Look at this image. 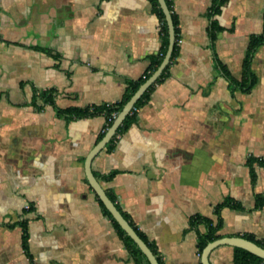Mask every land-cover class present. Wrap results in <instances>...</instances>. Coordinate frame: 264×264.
<instances>
[{
  "label": "crops",
  "instance_id": "crops-1",
  "mask_svg": "<svg viewBox=\"0 0 264 264\" xmlns=\"http://www.w3.org/2000/svg\"><path fill=\"white\" fill-rule=\"evenodd\" d=\"M214 1L168 0L177 56L136 121L91 163L160 264H202L205 228L190 219H215L227 199L239 208L221 209L218 233L264 242V166L254 163L252 180L248 165L264 157V42L250 59L254 84L241 85L250 39L264 36V0H226L211 39ZM160 48L152 0H0V264H146L86 179L104 116L57 109L119 102ZM43 91L54 104L35 100ZM209 259L233 264V246Z\"/></svg>",
  "mask_w": 264,
  "mask_h": 264
},
{
  "label": "trees",
  "instance_id": "trees-1",
  "mask_svg": "<svg viewBox=\"0 0 264 264\" xmlns=\"http://www.w3.org/2000/svg\"><path fill=\"white\" fill-rule=\"evenodd\" d=\"M154 4L155 11L157 12L158 16L160 17V36H161V48L160 51L158 52L157 56L153 57L151 59V63L148 67V69L144 72V74L138 78L137 80H130L128 81L126 91L123 95V98L116 103H102L100 105H91L86 108H64V109H57V112L65 116L66 118H83L87 116H92V115H103L105 118V123L103 125V129L99 135V140L102 138L104 135V132L106 129L110 126L112 123L114 117L113 113H118L124 103L130 98V96L133 94V92L139 87V85L144 82L150 74L157 68V66L160 64L162 61L164 54L166 52L167 46H168V29L164 17V13L159 6V3L157 0H152ZM226 2V0H215L213 5L210 8L209 11V16L211 18V23L209 27V33L211 36V39H214L216 33L221 30L222 28L219 27L216 23V20L214 19V16L219 13L221 6ZM166 3L169 7V10L171 12L173 24H174V30H175V43L172 51V55L170 58L169 63L177 56L178 53V45H177V39H178V25H177V20L174 14L171 11L170 4L168 0H166ZM264 42V36H255L250 39L249 42V47L248 51L246 54V57L243 62V85L244 89L248 91L252 85L254 84V78L251 74L249 65H250V59L251 56L254 52V50ZM168 65L164 68L163 72L161 75L157 78V80L142 94V96L138 99V101L135 103L133 109L126 115L124 118L122 124L118 127L116 133L113 135V137L110 139V141L106 144L105 147H110L116 136L120 134L122 131L127 129L131 124H133L136 121V111L139 107H141L146 100L148 99L149 93L152 91L154 86L161 82V80L166 76L167 71H168ZM226 76L228 77L230 84H231V89H234L237 86V82L228 74V72H225ZM40 99L43 101V103L47 104H54L53 96L51 91H43L42 93H37L35 94V100ZM104 147V148H105ZM259 163L264 166V157H249L248 158V165L250 167V172H251V179L253 180L255 177V171H254V163ZM109 176L108 178H110ZM97 196V195H96ZM111 200L113 201L112 197H110ZM97 200L103 210V212L110 218L113 226L118 232V235L123 239L126 247L136 260V262H142L144 261L146 264H149L147 261L146 257L142 253V251L137 247V245L132 241V239L124 232V230L120 227V225L115 221V219L111 216L109 211L106 209L104 204L101 202V200L97 196ZM263 201L261 199L256 200L255 206L258 208L262 205ZM230 206V207H235L239 208L238 205H236L232 200L227 199L220 204H217L215 207V219H211L208 217H204L201 215H195L191 217L190 223L192 226H197L199 224H202L205 228L204 232L199 233V239H198V252L201 254L202 249L205 247V245L217 238L222 237L221 234L218 233L219 229L222 226V217L220 214V211L223 207ZM130 223V222H129ZM23 225V243L24 246L26 245V230L24 227V223H21ZM130 225L135 229V231L139 234V236L144 240L142 234L137 230L135 226H133L131 223ZM248 240H251L255 242L256 244L264 247V242L261 240L254 239L250 236L245 237ZM145 241V240H144ZM149 246V245H148ZM149 248L152 250L154 253V249L152 246H149ZM264 261V259L260 258L259 256L243 249L240 247H235L233 246V264H258L260 262ZM160 264V263H159Z\"/></svg>",
  "mask_w": 264,
  "mask_h": 264
},
{
  "label": "water",
  "instance_id": "water-1",
  "mask_svg": "<svg viewBox=\"0 0 264 264\" xmlns=\"http://www.w3.org/2000/svg\"><path fill=\"white\" fill-rule=\"evenodd\" d=\"M159 6L161 7L167 29H168V46L164 57L157 68L150 74V76L142 82L139 87L133 92L130 98L124 103L120 111L115 115L112 123L104 132L102 138L92 147L89 153L85 157L84 161V170L86 179L88 180L90 186L104 204L106 209L109 211L111 216L115 219V221L120 225V227L124 230V232L132 239V241L137 245V247L142 251L144 256L146 257L149 264H159L156 256L149 248V246L145 243V241L139 236V234L135 231V229L130 225L127 219L123 216L121 211L117 208L115 203L111 200V198L107 195L106 191L97 180L95 175L91 169V163L94 157L106 146V144L110 141L113 135L116 133L118 127L122 124L126 115L133 109L135 103L142 96V94L157 80V78L161 75L164 68L168 65L174 43H175V30L174 24L171 16V12L166 3V0H157ZM221 245H230L235 247L243 248L260 258L264 259V247L256 244L255 242L248 240L239 236H223L208 242L201 252V263L202 264H211L209 256L211 252L221 246Z\"/></svg>",
  "mask_w": 264,
  "mask_h": 264
},
{
  "label": "built area",
  "instance_id": "built-area-1",
  "mask_svg": "<svg viewBox=\"0 0 264 264\" xmlns=\"http://www.w3.org/2000/svg\"><path fill=\"white\" fill-rule=\"evenodd\" d=\"M117 113H113V117H115V115H116ZM28 207V205H26V208Z\"/></svg>",
  "mask_w": 264,
  "mask_h": 264
}]
</instances>
